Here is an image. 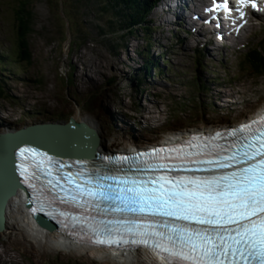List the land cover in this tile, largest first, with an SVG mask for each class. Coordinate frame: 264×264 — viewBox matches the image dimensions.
<instances>
[{
	"label": "rangeland",
	"instance_id": "obj_1",
	"mask_svg": "<svg viewBox=\"0 0 264 264\" xmlns=\"http://www.w3.org/2000/svg\"><path fill=\"white\" fill-rule=\"evenodd\" d=\"M17 1L0 0V55L5 53L0 62L2 131L76 120L83 114L100 123L107 150L114 151L161 143L179 132L237 124L264 107V73L255 75L237 66L239 58L222 66L178 64L180 57L170 54L173 46L168 47L166 39L170 13L165 21H159L158 12L150 14L154 41L144 46L141 34L125 36L126 31L119 30L111 9H101V0H24L33 24L28 34L31 61L21 60ZM98 24L123 38V47L116 49L108 41L104 45L96 33ZM144 47L155 58L161 54L170 60L159 67L160 73L147 74L137 83L133 74L143 68L136 49ZM130 56L139 58L136 64L127 61ZM199 103L209 105L203 116L195 111ZM18 222L17 228L7 227L0 234V264H120L38 242ZM133 261L130 264H144Z\"/></svg>",
	"mask_w": 264,
	"mask_h": 264
},
{
	"label": "snow or ice",
	"instance_id": "obj_2",
	"mask_svg": "<svg viewBox=\"0 0 264 264\" xmlns=\"http://www.w3.org/2000/svg\"><path fill=\"white\" fill-rule=\"evenodd\" d=\"M264 124V116L252 124L241 125L237 129L216 132L208 137L193 136L184 141L188 147L199 149L194 155L214 157L205 160H190L188 153L181 146L168 149L152 150L157 160L166 159L161 153L175 156L180 160L177 165L144 162L147 168L169 169L183 168L187 164H207L217 168H227L234 163H246L247 166L221 176L210 178L161 175L150 179L147 183L155 187H144V181H131L132 187L117 189L115 193L105 192L103 186L96 190L84 189L77 185L78 195L65 200L57 195L62 202L84 207L92 200L118 201L123 207L112 208L116 212H132L153 217L173 218L174 221H186L187 224L164 222L165 232L156 231L149 225V231L135 232V235L156 237V240L133 239V244L154 246L167 253L170 264H264V128H254L256 123ZM244 133L233 144L218 145L212 143L223 136L236 137ZM204 140L203 144L194 141ZM21 174L25 182L36 179L40 172H52L49 168L51 158L46 153H39L33 148L19 150ZM144 156L145 153H138ZM128 160L130 157H120ZM251 163H248L250 162ZM68 183H73L71 174L66 173ZM53 184L48 180V185ZM32 187H35L32 185ZM111 189V186H108ZM87 197V201H83ZM76 221V217H67ZM125 225L124 231L132 233L133 228L127 227L130 221H117ZM100 228H93L96 234L93 240L97 244H128L123 236L113 238L120 229L110 227L112 222L103 223ZM193 225L199 226L194 227ZM139 226H137L138 228ZM103 236L104 238H101Z\"/></svg>",
	"mask_w": 264,
	"mask_h": 264
},
{
	"label": "water",
	"instance_id": "obj_3",
	"mask_svg": "<svg viewBox=\"0 0 264 264\" xmlns=\"http://www.w3.org/2000/svg\"><path fill=\"white\" fill-rule=\"evenodd\" d=\"M99 141L97 131L84 122L48 121L27 125L14 130H0V233L6 228L5 206L8 198L22 187V180L16 177L15 161L18 150L29 144L45 153L63 156L76 155L90 159L98 155L96 146ZM27 207L36 223L53 230L58 225L33 207L28 201Z\"/></svg>",
	"mask_w": 264,
	"mask_h": 264
},
{
	"label": "trees",
	"instance_id": "obj_4",
	"mask_svg": "<svg viewBox=\"0 0 264 264\" xmlns=\"http://www.w3.org/2000/svg\"><path fill=\"white\" fill-rule=\"evenodd\" d=\"M152 0H101V9L106 11L107 8L111 9L113 16L117 20L119 30H125V36H133L141 34V39L144 42V46H150L153 43V27L149 18V4ZM16 10H14V18L16 22V29L18 35L19 44V58L21 60L31 61V51L28 44V34L32 27L33 14L24 4V0H18L16 2ZM96 33L102 37V42L107 45V41L111 42V46L116 49L123 47V38L111 36L110 32L103 28V25H95ZM118 29V28H116ZM109 34V36H108ZM71 44V42H70ZM136 52L141 56V67L143 71L133 74V80L137 83H141L142 77L147 74H151L154 71V75L160 73L159 59H154L151 52L147 51L145 47L143 49H136ZM165 61V59H163ZM244 65L252 71L255 75L264 73V56L262 54H255L251 56ZM243 65V66H244ZM2 70V69H0ZM3 81L0 79V98L3 97L4 86ZM189 108V103L184 104ZM198 106L195 111H200V116L204 115V109H207L209 105H203L202 103L195 104ZM194 105V106H195ZM192 106V107H194ZM213 108V107H212ZM216 108V107H214ZM207 114V110H205ZM212 125V124H210ZM216 125V124H214ZM228 125V124H226Z\"/></svg>",
	"mask_w": 264,
	"mask_h": 264
},
{
	"label": "bare ground",
	"instance_id": "obj_5",
	"mask_svg": "<svg viewBox=\"0 0 264 264\" xmlns=\"http://www.w3.org/2000/svg\"><path fill=\"white\" fill-rule=\"evenodd\" d=\"M75 121L84 122L90 125L91 127H93L97 131L99 135V141L96 146V152L98 154H103L104 152H108L106 141L102 134L101 125L97 120H95L94 118L85 116L83 114H79L76 117ZM205 129L207 130L216 129V127L213 128L212 126H210L209 128H205ZM199 130H202V129H199ZM196 131L197 130L195 131L192 130L188 132H179L175 135L174 134L171 135V137H168L167 139H173L178 136L182 137L186 133H193ZM190 135H193V134H190ZM136 147L137 146H134L133 148H136ZM18 219L22 221V224L18 222L19 221ZM5 222H6V228L7 227L9 228L10 226L17 228L15 223L18 222L20 225H22L23 229L26 230L27 234H29L33 239L37 240L38 242L47 241L49 242V244L59 247L58 250L59 249L65 250L63 248H67V249L71 248V244L68 243L67 239H65L64 237H61V233H59L58 231H54L53 229L49 227L42 226L39 223H36L34 221L33 217H31L28 210L23 204V194L21 192V189H17V191L8 198V201L5 206ZM23 229L22 231H24ZM77 247H79L80 249H73V250H75L76 252L81 251V253H86L94 259L95 258L100 259V258L105 257V258H109L110 260L111 259L115 260V262L120 263V264H126V263L130 264L132 263L131 261L133 260H134L133 262L137 261L139 263H144V264L150 263L149 259L147 258L148 257L147 250H142V249L141 250H138V249L127 250V251L125 250L124 253L119 254L118 257H115V256H112L111 250L107 248L93 247V246H87V245H81V244H77ZM162 264H165V263H162Z\"/></svg>",
	"mask_w": 264,
	"mask_h": 264
}]
</instances>
